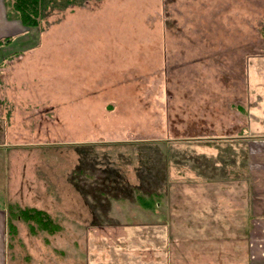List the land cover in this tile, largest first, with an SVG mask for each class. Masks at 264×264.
<instances>
[{"label": "rangeland", "instance_id": "obj_1", "mask_svg": "<svg viewBox=\"0 0 264 264\" xmlns=\"http://www.w3.org/2000/svg\"><path fill=\"white\" fill-rule=\"evenodd\" d=\"M120 2L127 6L129 0H84L79 7L51 10L38 28L22 29L12 41L26 49L14 51L16 56L30 48L43 50L36 51L40 58L15 63L5 75L19 74L24 82L17 79L5 85L30 92L34 103L45 106L23 109L19 98L10 104L0 99V205L11 207L10 264L86 263L89 252L119 249L122 243L114 240L122 237L113 236L115 228L101 232L106 242L82 243L86 224L95 226L97 202L107 208L114 203L141 207L170 203L174 209L178 203L195 201L234 205V217L227 220L233 228L221 224L226 211L218 208L217 228L189 227L190 240L178 246L196 251L221 248L231 252L229 258L219 259L221 264H244L254 219L247 220L245 204L251 211L254 204L264 210V162L257 168L246 154V145L256 150L259 139L241 138L236 129L233 135L226 132L225 100L220 107L216 97L218 105L210 108L199 95L220 96L232 83L235 117L237 110L242 113L238 104L243 93L264 92L258 69L264 62V0H155L152 6L158 3L154 8L160 10L158 16L148 13L153 16L139 19V13L152 7L145 2L143 8L132 7V18L117 21L114 32L110 27L116 20L107 18L115 15ZM68 39L102 48L97 60L75 66L74 104L66 61ZM1 61L0 90L5 68ZM5 64L7 68L9 61ZM184 77L191 83L181 82ZM21 84L25 88H19ZM186 84L190 91L180 96L179 86ZM47 103L52 111L46 113ZM260 109L264 102L249 105L248 124L256 123ZM16 173L19 179L14 178ZM152 186L155 192L150 194ZM21 208L39 210L58 225L50 227L51 232L38 227L34 219L19 215ZM101 212V223L114 226L109 211ZM156 230L155 246L163 244V260H172L176 244L170 239L181 237L180 229H170L169 239L163 238V228ZM217 232L223 238L201 241L198 236ZM180 261L195 264L193 259ZM207 263L218 264L212 259L203 264Z\"/></svg>", "mask_w": 264, "mask_h": 264}, {"label": "crops", "instance_id": "obj_2", "mask_svg": "<svg viewBox=\"0 0 264 264\" xmlns=\"http://www.w3.org/2000/svg\"><path fill=\"white\" fill-rule=\"evenodd\" d=\"M145 2L148 4V6H152V4L155 2V0H150L149 3L145 0H134L130 1L127 3V6L117 5L115 15L113 13L108 14L107 22L109 19L116 20L112 21V25L110 27V30L114 29V32L116 31V25L117 21L121 19H129L132 18L134 13H131V9L133 6H137L138 8H143L145 6ZM155 6H159L158 3H155L152 7H148L147 10H143L138 14L137 18L141 19L144 17H151L153 15L148 14V13H157V10H155ZM121 8V10L119 9ZM151 8L150 12H147ZM159 9L157 16L159 14ZM102 14V13H101ZM102 15H105L104 13ZM120 18V19H119ZM153 18V17H152ZM98 23V21H97ZM108 25V23H107ZM130 26H132L131 23H129ZM22 29L24 30L25 28L21 27L20 24L17 21L14 20H8L6 18V12H5V7L3 4V0H0V61L7 63L9 61V64H2L3 68V80H2V88L0 90V99L5 100L10 104V100H13L15 98L20 99V105L23 107V109L27 108H32L33 110L40 109L41 106H45L41 103H38L37 100L35 103L32 101L34 98V95L31 94L30 92L27 91H21L17 90L14 91L13 89L10 90L6 85H9L11 83L16 82L17 79L18 82H24L25 79H22V76L19 74L13 75L10 74L8 76H5L7 72H12L14 69L13 64L21 63L20 61H23L24 59H33V58H40V54L36 53V51H42L43 48H30L27 49V51L23 52L22 54H19L16 56L14 51L18 50H26L22 49L21 45L18 43H13L12 41L16 39L22 32ZM74 28L71 29V34L74 36L75 34ZM15 36V37H14ZM6 39V40H5ZM2 40H5V42H1ZM69 42L67 43V49H66V61H67V66H68V76L69 80L71 79L72 83V100L73 104L75 102V66L78 65H83L86 62L89 61H95L97 60L99 54L101 55L102 48L99 49L98 46L97 48H94V46H87L85 47L84 44H79V43H74L68 39ZM97 45V44H96ZM99 45V44H98ZM101 46V45H100ZM102 47V46H101ZM139 46H137L138 48ZM90 48L91 50H89ZM106 48V47H105ZM108 49V48H106ZM105 49V50H106ZM128 50V47H127ZM18 57V60L16 58ZM47 57V56H45ZM130 57L129 54H126L124 56L125 59ZM9 58H12L9 60ZM12 64V66H11ZM259 72L263 73L264 77V62H259L258 65ZM72 71V74L70 73ZM260 76V75H259ZM21 78V80H20ZM193 79V78H192ZM198 77H195L193 80L196 82ZM186 80L187 83H191L190 79H186L185 77L181 82H185ZM193 82V81H192ZM19 83V84H20ZM6 84V85H5ZM231 85L229 87H225L223 92L220 93V96L218 95L217 92H215V89L213 92L215 94H208L207 96L203 97L201 94L199 95V98L202 99H207L208 101V106L210 108L216 107L218 105V102L216 101V97L221 101V106L222 107V100H225V114L227 115L226 118V126H225V131L231 133V135L234 134L235 129H236V134L239 135L241 138H256L259 139L257 140V143H254L258 146L256 150L250 148L249 146L250 143L247 146L246 154L248 156V160L250 164H256L257 168L260 167L263 162H264V110L260 109L258 112V115L256 117V123L255 124H248L247 119L245 115H247L246 109L253 106L254 103H257L260 105L262 102H264V92L261 94H256L249 96L247 93L242 94V97L240 99V103L238 106L240 109H242V113L240 114L239 111L237 110L236 114L240 117L235 116L234 117V103H235V92H234V85L230 83ZM22 85V84H21ZM19 86V88H25L24 85ZM5 86V87H4ZM13 88V86H12ZM190 85H181L179 86V90L183 92H179L180 96H182L185 92L190 91ZM19 91V92H18ZM70 94V90H69ZM240 94V93H239ZM38 97L37 95H35ZM38 99V98H37ZM23 102V104H22ZM187 104V102H186ZM185 104V105H186ZM41 105V106H39ZM48 105V103L46 104ZM50 105L46 106V108H43V110L47 113V111L51 112L52 110L50 109ZM35 106V107H34ZM239 109L238 107H236ZM56 109V108H55ZM239 109V110H240ZM251 113V111H250ZM263 123V124H261ZM228 139V138H227ZM233 140V138H232ZM228 142H232L229 140ZM247 144V143H246ZM259 153V154H258ZM258 154L257 160L253 157L254 155ZM251 157H253L251 159ZM25 176L27 174L24 173ZM264 177V175H263ZM14 178L19 179L20 174L16 173ZM102 178V177H101ZM106 180V177L104 178ZM103 179V180H104ZM111 179V178H108ZM21 186V184H20ZM108 187V185H107ZM107 187L102 186L101 189H105ZM20 189H23V187H19ZM149 190L151 191L150 194H153L155 192V189L152 187H149ZM105 192V190H103ZM8 196V195H6ZM257 201H260V198L254 200V203H257ZM178 203L177 207L173 209V205L170 203L165 204V205H159V204H154V205H146L145 207H141L140 205H136L134 203H114L108 208L103 205L101 202H97V208L95 209L96 214L93 212V220L92 222H95V226L92 227H97L95 229L96 232H91V226H86L88 227L87 231L82 232V243H87L89 244L90 242H96L98 244H101L102 240L106 242V239H101V237H105L104 234H106V229L107 228H115L111 232L113 233V236H117L118 234L121 235L122 238H119L118 240H114L115 243L119 242L120 245L119 249H114L113 253H109L108 250L103 249V250H98L94 252H89L87 253V262H81L78 261L77 264H181L180 259H184L185 261H188L189 259H193L195 261V264H203L206 263V260L212 259L214 262L216 261L218 264H221L219 259H223V257L229 258V255L231 252L230 251H223L221 248L218 249L217 251H196L194 249L195 247H189L186 246V249L183 247L178 246L180 243H187V239L190 240V236L192 235L191 232L189 233V227L192 228H197L199 226L201 227H215L217 228L218 226L216 225V213L218 212V208H222L226 211V218H223L226 220L225 224L229 228H233L232 221L227 222V220L232 219L234 217L233 211H234V205H225L223 204H218V203H203V202H198L195 201L194 203L190 204H184V205H179ZM188 205V206H186ZM246 213H247V220L251 219V216L254 218L252 220V229L251 233L247 237V243H246V261L244 264H264V210L260 208L258 205H253L252 206V211H251V206H249V203L246 205ZM94 208V207H93ZM24 208H21L23 210ZM33 209V208H30ZM102 210H108L109 215L108 219H112L115 222L114 226L110 225H103L101 223V220H103L102 215L103 213L101 212ZM171 210V212H170ZM220 211V212H221ZM258 211V212H255ZM257 213V214H255ZM225 214V213H224ZM49 217L50 222L46 224V227H43L41 223L36 224L38 227L41 228H49L48 230L51 232V230H54V227L58 224H54L52 222V219L50 218L49 215H46ZM143 217V218H142ZM219 218V217H218ZM249 218V219H248ZM87 219V218H86ZM19 220V219H17ZM16 221V220H15ZM11 207L7 204H2L0 205V264H10L9 261V254H8V247L9 243L11 240ZM19 224H16V227ZM20 226V225H19ZM222 226V225H220ZM13 227L15 225L13 224ZM52 227V229H50ZM156 228H163L161 233H164L163 238L169 239V231L170 229L173 232V228H179L181 231V237H177L178 239L174 238L170 239L172 240L171 243H175L176 246L173 249L172 253L170 255H173V259H165L163 260V244L160 247L155 246V242L153 241V238L155 235L153 233L157 230ZM52 230V231H53ZM185 231V232H184ZM217 231V230H216ZM215 231V232H216ZM102 232V233H101ZM233 232V231H231ZM194 233H196L194 231ZM102 234V235H100ZM188 234V236H186ZM100 235V236H99ZM54 236V235H50ZM90 236H97L98 240L92 239L90 240ZM198 236L202 237L203 239L201 241H204V237H209L212 238H219L222 237L221 235H218L214 233L212 234H201L198 233ZM233 235H227L225 238H231ZM126 237V238H124ZM187 237V238H185ZM124 239V240H123ZM199 240V239H198ZM164 241V240H163ZM207 240L205 241L207 243ZM221 240L215 239L213 242L219 243ZM134 242H136L139 246V248L135 247ZM170 244V243H169ZM135 247V248H134ZM101 249V247H99ZM103 248V247H102ZM171 248V244H170ZM193 248V249H190ZM233 253V252H232ZM167 254V253H166ZM171 258V257H170ZM233 259L231 255V260ZM175 260H179V262H176ZM184 264V263H183ZM193 264V263H190ZM209 264V263H207Z\"/></svg>", "mask_w": 264, "mask_h": 264}, {"label": "trees", "instance_id": "obj_3", "mask_svg": "<svg viewBox=\"0 0 264 264\" xmlns=\"http://www.w3.org/2000/svg\"><path fill=\"white\" fill-rule=\"evenodd\" d=\"M84 0H3L6 18L16 20L26 29L39 27L45 15L51 10H63L68 6H81ZM20 216L31 220L36 224L41 223L43 227L50 222L46 214L37 210H22Z\"/></svg>", "mask_w": 264, "mask_h": 264}]
</instances>
